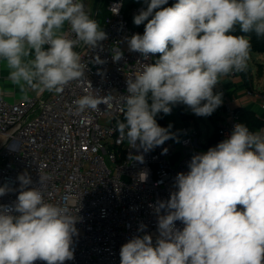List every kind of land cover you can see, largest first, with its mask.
Wrapping results in <instances>:
<instances>
[{
    "label": "clouds",
    "instance_id": "clouds-1",
    "mask_svg": "<svg viewBox=\"0 0 264 264\" xmlns=\"http://www.w3.org/2000/svg\"><path fill=\"white\" fill-rule=\"evenodd\" d=\"M144 2L134 24L146 22L145 30L128 40L129 50L145 59L160 55L128 77L117 130L132 148L148 152L173 138L157 124L158 113L168 115L182 103L197 116H210L221 106L223 94L214 89L221 77L245 71L251 52V37L233 33L239 27L264 37V0H177L170 7H162L168 0ZM106 38L83 0H0V62L24 101L30 92L59 94L73 81L83 84L87 65L75 49L99 47ZM112 53L113 62L123 57L118 47ZM95 62L104 63L98 56ZM111 99L90 86L73 104L84 112ZM136 159L143 162V156ZM188 167L177 174L178 190L155 208L165 212L158 215L155 244L149 234L134 237L121 247L120 264H264V129L237 123L229 138L194 155ZM18 180L17 201L0 205V264L73 260L75 200L66 195L63 205L46 202L42 182L25 190L30 177ZM7 191L0 187V196Z\"/></svg>",
    "mask_w": 264,
    "mask_h": 264
},
{
    "label": "built area",
    "instance_id": "built-area-1",
    "mask_svg": "<svg viewBox=\"0 0 264 264\" xmlns=\"http://www.w3.org/2000/svg\"><path fill=\"white\" fill-rule=\"evenodd\" d=\"M89 1L83 0L91 16ZM124 4L125 0L107 1L108 15L100 22L107 38L99 47L75 49L87 65L83 84L73 81L62 93L46 91L14 103L0 96V187L9 189L0 196V205H14L20 193L18 176L25 173L32 181L25 190L40 188L42 182L46 202L63 205L66 195L75 200L70 207V214L77 218L71 245L74 259L64 264H120L121 247L134 237L149 234L155 244L158 215L165 214L155 211L158 202L168 201L178 190L177 174L189 172L194 155L213 148L209 140H201L194 126L183 128L178 141L170 138L148 152L132 148L126 137H120L117 122H124L127 79L142 70V64L158 59V54L145 59L129 50L128 40L144 30L130 25ZM114 46L123 53L118 62H113ZM97 56L104 63H96ZM90 86L96 95H112V99L98 110L77 112L73 101L87 94ZM217 92L223 94L227 109L215 131L220 143L240 121L226 92ZM247 95L259 100L264 112V88ZM260 129H264V118L259 129L249 128ZM137 156H143V162ZM175 223L183 229L182 222Z\"/></svg>",
    "mask_w": 264,
    "mask_h": 264
},
{
    "label": "crops",
    "instance_id": "crops-1",
    "mask_svg": "<svg viewBox=\"0 0 264 264\" xmlns=\"http://www.w3.org/2000/svg\"><path fill=\"white\" fill-rule=\"evenodd\" d=\"M66 26L67 25H65V29ZM7 76L8 69L5 67L4 62H0V90H4V96L9 102L14 103L22 101L23 99L19 89L7 81ZM218 86L219 88L217 91L224 90L228 98L232 100L233 109L238 112L240 110L252 112L255 117L261 119L262 124L264 112L261 108V102L256 98L249 97L247 92L264 88V52H250L247 69L243 72H236L234 75L230 74L221 77V82ZM35 94L34 92L29 93V95ZM260 126L257 129H259Z\"/></svg>",
    "mask_w": 264,
    "mask_h": 264
},
{
    "label": "rangeland",
    "instance_id": "rangeland-1",
    "mask_svg": "<svg viewBox=\"0 0 264 264\" xmlns=\"http://www.w3.org/2000/svg\"><path fill=\"white\" fill-rule=\"evenodd\" d=\"M106 0H90L88 7L91 12V17L94 16L97 8L102 6ZM219 86L217 85L214 89V93L218 90ZM226 107L222 101L221 106H219L210 116H197L194 114L188 106L179 103L172 106V111L170 114L165 115L162 113V117L165 125L172 131L174 141H178L181 137V132L183 128L188 126H194L199 129L201 132V140L207 141L215 135L217 129V122L223 120L226 115ZM218 139H212L209 141V147H214L218 145Z\"/></svg>",
    "mask_w": 264,
    "mask_h": 264
},
{
    "label": "trees",
    "instance_id": "trees-1",
    "mask_svg": "<svg viewBox=\"0 0 264 264\" xmlns=\"http://www.w3.org/2000/svg\"><path fill=\"white\" fill-rule=\"evenodd\" d=\"M107 1L108 0H106L102 6H99L97 8L96 20L98 21L99 24H100L101 20H103L108 15ZM149 2H150V0H149ZM176 2H177V0H168V4L164 5L162 7H170ZM138 7H142L143 9L146 10V4H145L144 0H125L124 12H125L128 20H129V23L132 27L138 28L140 30H145L146 22H145V24H141L139 26L134 24V17L139 14V13H134V10ZM233 34L234 35L250 36L251 37V40H250L251 52H264V37H257L254 33H250V34L241 33L239 30V27H237L236 31ZM159 55L160 54H158V59H159ZM246 85H247V82H246ZM155 119H156V122L159 126L165 125L163 117H162V112L158 113L156 115ZM239 121H240V123L245 124L246 126H248L249 128H251L253 130H256L261 125V119L255 117V115L248 110H240L239 111ZM254 128H256V129H254ZM214 138L218 139L217 142L220 141V139L216 133L214 136H212L211 139H209V141L211 142V140Z\"/></svg>",
    "mask_w": 264,
    "mask_h": 264
},
{
    "label": "water",
    "instance_id": "water-1",
    "mask_svg": "<svg viewBox=\"0 0 264 264\" xmlns=\"http://www.w3.org/2000/svg\"><path fill=\"white\" fill-rule=\"evenodd\" d=\"M96 15H97V10H96V12H95V14H94V19H96Z\"/></svg>",
    "mask_w": 264,
    "mask_h": 264
}]
</instances>
